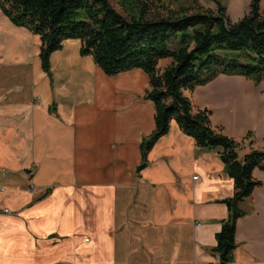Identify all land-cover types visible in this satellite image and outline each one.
<instances>
[{
    "label": "crops",
    "instance_id": "0c3cea01",
    "mask_svg": "<svg viewBox=\"0 0 264 264\" xmlns=\"http://www.w3.org/2000/svg\"><path fill=\"white\" fill-rule=\"evenodd\" d=\"M40 46L0 9V264H220L215 234L234 185L218 150L172 120L138 171L155 126L147 74L106 75L78 39L50 54L46 72ZM254 85L220 74L184 93L227 135L250 132L246 151L264 147ZM252 175L260 185L241 204L227 264H264V171Z\"/></svg>",
    "mask_w": 264,
    "mask_h": 264
},
{
    "label": "trees",
    "instance_id": "16d2710c",
    "mask_svg": "<svg viewBox=\"0 0 264 264\" xmlns=\"http://www.w3.org/2000/svg\"><path fill=\"white\" fill-rule=\"evenodd\" d=\"M264 0H250L249 10L231 21L225 8L167 9L156 18L145 16L147 0H122L124 15L109 0H0L1 11L18 26L39 35V59L49 71L50 54L66 39L80 41V53L92 55L106 75L138 68L148 76L144 97L154 106V129L141 140L139 171L155 141L174 120L203 149H217L234 191L224 199L227 217L215 234L213 251L220 264L233 258L235 226L246 211L241 204L260 185L252 173L264 171V147H249L252 134L235 139L211 123V111L197 106L190 93L220 74L240 75L264 84ZM130 8V9H129ZM169 59L164 66L160 60Z\"/></svg>",
    "mask_w": 264,
    "mask_h": 264
},
{
    "label": "rangeland",
    "instance_id": "374dc122",
    "mask_svg": "<svg viewBox=\"0 0 264 264\" xmlns=\"http://www.w3.org/2000/svg\"><path fill=\"white\" fill-rule=\"evenodd\" d=\"M112 6L119 10L124 15L127 14L126 9L129 7L127 2L121 6L122 0H109ZM127 1V0H126ZM149 3L146 9L145 16L148 19H153L166 12L167 9H179L180 7L191 8V10L208 9L217 12V5L221 4L225 8V14L231 21H236L246 14L249 10L250 0H147ZM264 7V2H261V8ZM130 9V8H129ZM164 62H160L162 66ZM255 91L264 92V84L260 83ZM194 102V101H193ZM1 188V187H0ZM36 190V189H35ZM34 190V192H35ZM1 191V189H0Z\"/></svg>",
    "mask_w": 264,
    "mask_h": 264
},
{
    "label": "built area",
    "instance_id": "2783aa9c",
    "mask_svg": "<svg viewBox=\"0 0 264 264\" xmlns=\"http://www.w3.org/2000/svg\"><path fill=\"white\" fill-rule=\"evenodd\" d=\"M4 173H5V169L2 168L1 171H0V175L2 176V175H4ZM193 179H197V175L193 176ZM0 189L4 190L3 187L0 188ZM26 189H27L28 192H34V190L36 189L35 184L33 183V181L31 179L29 180V184H28ZM4 211L8 212L9 210L6 208V209H4Z\"/></svg>",
    "mask_w": 264,
    "mask_h": 264
}]
</instances>
